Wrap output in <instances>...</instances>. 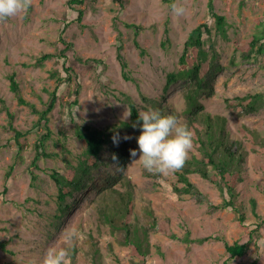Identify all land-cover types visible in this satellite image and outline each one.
<instances>
[{"label": "rangeland", "instance_id": "rangeland-1", "mask_svg": "<svg viewBox=\"0 0 264 264\" xmlns=\"http://www.w3.org/2000/svg\"><path fill=\"white\" fill-rule=\"evenodd\" d=\"M68 1L30 0L27 9L0 19V241L6 243L5 248L0 246V264H32L49 248H68L73 243L78 247L74 264H94L89 255L91 234L99 242L102 264H135L131 248L101 222L98 202L93 200L96 190L106 184V177L119 173L122 167L113 161L93 170L91 185L69 198L72 207L61 218H56L60 213L58 187L52 171L67 170L68 160L75 163L81 153L77 125L115 131L111 134L113 144L125 141L127 149L135 145L138 149L136 131L116 129L131 121V102L146 110L155 107V101H162L186 123L189 80L180 79L168 90L165 85L168 74L179 70L191 30L201 23L211 29V34H203L204 47L222 68L213 92L203 93L200 100L207 111L227 118L231 138L243 140L246 155L237 182L238 200L248 229L255 227L264 219V149L244 138L241 128L246 125L264 137V105L245 113L233 108L228 99L264 91V51L255 50L247 57L236 43L264 30V0H213L214 10L226 17L225 34L217 28L210 0H85L73 3L74 8H84L80 21L73 8H68ZM174 2L185 9L182 15L172 12ZM67 21L71 22L63 33L66 46L59 36ZM119 44L127 61L124 69L117 56ZM62 51L65 58L59 57ZM48 52L54 55L40 63L38 59ZM63 63L77 69L80 86L73 78L60 93L50 114L52 133L47 139V151L57 155L40 158L39 168L33 170L37 174L34 179L29 166L36 155L34 144L46 129L36 127L39 114L18 100L10 75L16 73L24 98L42 109L58 76L66 73ZM10 113L13 125L25 133L20 138L25 145L20 151L14 132L8 129ZM193 154L201 156L194 145L187 157ZM139 155V151L136 157L130 155L123 171L134 186L138 219L152 225L146 205L153 209L158 223L148 233V264H264V224L246 254L228 258L225 242L246 239L248 234L234 210L213 207L223 199L218 185L200 173H191L189 178L199 190L177 192L174 185H184L177 170L150 172L138 160ZM209 168L212 172V166ZM67 230L74 232L70 241L65 240Z\"/></svg>", "mask_w": 264, "mask_h": 264}, {"label": "trees", "instance_id": "trees-1", "mask_svg": "<svg viewBox=\"0 0 264 264\" xmlns=\"http://www.w3.org/2000/svg\"><path fill=\"white\" fill-rule=\"evenodd\" d=\"M85 0H69L68 8H73L76 13V19L81 20L84 15V8H74L73 3L83 4ZM210 7L216 18V24L219 31L226 33L227 22L223 14H219L214 10L213 0H210ZM74 20V19H73ZM71 21L65 22L60 30V40L64 45H68L63 33L67 29ZM130 25V24H128ZM130 26H134L133 24ZM168 28L165 30L166 41H168ZM204 32L211 34V29L206 23H201L194 27L187 40L185 41L183 52L180 56V65L178 71L170 72L167 76L165 90L180 79H187L185 96L187 106L184 109L186 123L194 132L193 145L200 151L201 156L193 154L192 157H187L182 168L177 170L180 181L184 185H174L177 192H192L199 189L189 178L191 173H200L203 177L215 182L222 194L220 204L213 205L214 208H229L235 211L239 224L247 230V238L235 240L234 242H225L226 254L228 258L236 259L242 257L250 248L251 242L260 235V226L264 224V219L258 215L261 221H258L255 227L248 229L245 223L246 215L240 201L238 200L237 182L241 179L243 163L245 161L246 150L243 147V140L239 138H231L227 130V118L220 114H212L207 111L204 103L201 102V95L205 92L212 93L214 80L217 72L222 68V65L214 57H209L206 45V39L203 37ZM138 33V31H136ZM121 42V41H120ZM236 43L243 48L244 56H251L253 51H264V30L256 32L249 37L237 39ZM137 44V43H136ZM165 44V42H164ZM123 45L117 46V56L122 64V68L127 67V61L123 54ZM54 54L51 52L44 53L38 60L43 63ZM60 58H65L66 55L62 51L59 54ZM66 73L58 76V83L55 89L51 92L49 99L44 103L42 109H38L36 105L24 98L21 92L20 84L16 78V73L10 75L11 89L21 103L29 105L33 111L39 114V119L36 127L43 126L46 131L36 140L34 147L36 155L29 165L31 168L32 177L37 178V174L33 171L34 168H39V160L42 157L57 155L47 151V139L52 131L49 126L50 114L57 105L60 93L63 88L69 84L73 78L76 79L77 85L80 86V74L72 65L66 66L63 63ZM79 90V89H78ZM77 101V100H76ZM231 106L241 109L245 113L258 111L264 105V91L249 92L244 95H238L228 99ZM155 107L161 109L165 114H177L174 109L164 105L161 101H155ZM131 121L122 122L119 128H128L140 134L141 129L137 121V116L140 109L130 103ZM68 113L73 115L71 108H68ZM10 120L8 129L14 132V139L19 145L18 151L24 148V143L20 138L25 136L24 132L17 129L13 125V114H9ZM136 124L137 126H133ZM76 134L80 138L83 149L79 154L75 163L68 160L67 170L61 172L58 169L52 171V177L58 187L57 202L60 213L56 214V218H61L72 207L69 198L77 191L85 189L91 185L93 179V170L104 165L109 166L110 163L116 161L122 170L116 174H109L106 177V184L99 187L93 200L98 202V213L101 222L107 225L113 233H116L121 242L128 244L132 251V260L135 264H148L147 258L151 253V244L148 239L150 228H154L158 223L155 220L153 209L149 206L144 207L146 214L152 221L151 226H146L138 219L136 210L134 186L128 175L124 173L125 166L130 159V150L123 143L113 144L112 136L115 131L106 132L101 129H95L88 125L76 126ZM118 131V130H117ZM241 132L244 138L253 142L259 143L264 149V137L255 129L243 125ZM136 148V145L134 149ZM115 155L116 159H113ZM209 166H212L213 171H210ZM9 174V173H8ZM120 184L118 186L117 184ZM6 185L3 193L6 192ZM253 209L256 212V200L252 201ZM153 217V219H152ZM167 226V225H166ZM165 226V227H166ZM91 242L89 255L94 264H102V252L99 247V242L94 238ZM122 237V238H120ZM202 240V239H201ZM0 246L5 248L6 243L0 241ZM83 248V247H81ZM69 249V264H74L78 251L77 245L74 243L68 247ZM135 257L137 259H135Z\"/></svg>", "mask_w": 264, "mask_h": 264}, {"label": "clouds", "instance_id": "clouds-1", "mask_svg": "<svg viewBox=\"0 0 264 264\" xmlns=\"http://www.w3.org/2000/svg\"><path fill=\"white\" fill-rule=\"evenodd\" d=\"M29 3L30 0H0V19L14 16L27 9ZM170 7L177 16L185 11L183 6L175 2ZM137 121L140 122L138 126L141 131L136 137L138 149L130 150L131 157H136L139 151L138 160L150 172L167 174L169 171L182 168L194 141V132L188 124L182 122L177 115L165 114L155 107L140 110ZM113 140L118 142L116 136ZM113 159H116L115 155ZM73 238L74 232L67 230L65 240L70 241ZM69 255L67 247H51L39 261H33L32 264H69Z\"/></svg>", "mask_w": 264, "mask_h": 264}]
</instances>
